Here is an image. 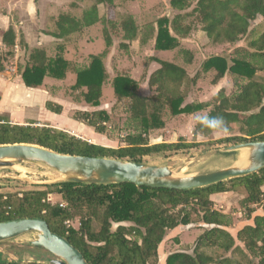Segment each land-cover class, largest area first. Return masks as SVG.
I'll list each match as a JSON object with an SVG mask.
<instances>
[{
    "label": "trees",
    "instance_id": "1",
    "mask_svg": "<svg viewBox=\"0 0 264 264\" xmlns=\"http://www.w3.org/2000/svg\"><path fill=\"white\" fill-rule=\"evenodd\" d=\"M106 4L114 7L113 0H93V4L83 10L80 18L60 15L55 22V31L50 36L55 39L69 38L84 28L95 24L110 23L99 17L98 6ZM174 17L157 20L154 49L173 52L180 47V40L190 37L192 28L198 29L206 49L221 46L230 47L223 54L205 57L201 72L213 74L210 86H217L227 75L233 80L235 92L226 94L219 90L213 104L187 101L189 93L184 91L186 79L191 83L184 66L150 58L158 63L148 78L152 94L144 97L139 93V82L130 76L117 75L112 80L113 94L117 102L127 103V117L117 127V137L108 133L112 117L104 110L76 112L74 120L94 129L98 134L118 141L116 147L90 144L63 130L49 126L11 124L8 117L0 115V145L30 144L56 153L86 157L116 159L144 163L149 157L170 158L191 150L237 145L250 142H264V79L257 73L264 72V30L251 37V24L264 18V0H196L191 13H182L190 6L189 0H170ZM193 18L192 25L186 20ZM119 26L123 32L121 48L128 47L139 36V28L131 15L122 17ZM106 48L112 45L111 32L104 28ZM154 28L142 42L147 41ZM6 52L0 56V72L4 70L2 59H12L15 33L10 27L1 33ZM246 45H243L245 43ZM234 48V49H233ZM64 46L58 45L54 56H48L43 49L29 52L24 64L18 66V74L27 88H39L47 78L64 80L67 72L75 74L72 89H85L86 104L100 106L102 87L107 81L103 63L107 50L91 56L86 65L69 63L63 56ZM184 63L193 62V54L179 49ZM149 62V61H148ZM148 66V64H147ZM46 108L61 113V107L51 103ZM209 109V110H208ZM208 112L202 117L222 116L227 131L238 126L239 135L211 140L213 133L195 123L192 140L180 136L175 142L162 140L150 143L149 135L165 129L169 119L181 115L191 116ZM119 124V123H117ZM109 134V135H107ZM124 134V135H122ZM111 135V136H110ZM124 136V137H123ZM209 138L199 142L197 138ZM264 169L237 179H232L202 189L178 191L169 189H149L132 184L86 185L71 182L52 183L21 192H0V223L17 219H43L49 229L62 237L84 256L88 264H159V247L171 231H180L191 224L215 225L217 228L202 229V234L194 241L191 251H175L166 256L163 264H243L233 257L243 256L245 264H264ZM221 194H240L242 221L247 223L229 230L232 218L213 208L211 197ZM56 195L65 204H51L48 196ZM258 210L262 214H256ZM81 216L80 227L74 229L66 222ZM131 223L132 227L119 225L112 231L113 224ZM178 243L176 237L172 240ZM27 252L35 254L39 250L51 256L42 248L26 245ZM213 251L223 255L214 257ZM0 254V264H47L42 261L23 263L21 256L16 261L4 260Z\"/></svg>",
    "mask_w": 264,
    "mask_h": 264
},
{
    "label": "rangeland",
    "instance_id": "2",
    "mask_svg": "<svg viewBox=\"0 0 264 264\" xmlns=\"http://www.w3.org/2000/svg\"><path fill=\"white\" fill-rule=\"evenodd\" d=\"M80 1V0H78ZM91 2H86L85 8L87 9L89 6L93 4V0H89ZM170 0H139L137 2L130 3L129 0H113L114 7H109L106 4L98 6V15L100 13L101 18L105 19L107 22H112L115 24V29L110 27V23H105L104 25L99 23L97 29H94L88 37L92 39V41L86 45L81 46V48H69L66 53V57L69 58V63H76V65L83 66L86 65L93 54L98 55L104 50L105 41H104V28L108 29V32H111V35L114 38V44L116 45V54L118 53L117 59L121 56L120 61H115L116 58H113L111 61H104L107 70V81L104 83L102 88V97L100 108L106 109L111 117L112 122L108 124V130L110 134L115 135L118 138L120 135L118 133L117 127L122 125L125 121L127 114V103L126 102H117L116 98L113 94L112 89V80L117 75H126L127 73L132 76L135 80L139 82L140 85V93L142 95L149 94L150 90L147 86L148 83V74L153 71V67L150 66L148 60L154 57L153 50L149 48H144L142 46V40L149 35L150 26H155V31H153L152 36L147 39V41L155 40L156 32H157V20L162 17H168L169 19L174 17L175 11L169 5ZM61 7L56 6V10H60V8L65 9L68 4L71 2H57ZM54 3L48 2V0H35V17H27L22 19V24H25L26 31H32V39H34L36 32L40 33L43 29L55 31V22L57 18L51 17L48 18L50 6ZM189 8L182 13H191L192 9L196 5V0H189ZM25 5V3H23ZM31 5V4H30ZM22 6V5H21ZM83 9V10H84ZM82 10V11H83ZM80 12V14L82 13ZM128 13L132 14V17L135 18V23L139 28V42L131 43L128 45L127 49L120 50L118 47V43L123 40V32L120 29L119 23L123 19L122 17L128 15ZM192 21L194 19L188 17L186 22L192 25ZM192 32L190 37L192 36V43L189 45H184L189 48L193 54H195V59L190 65H186L184 63V57L178 54V50L184 48L180 44V47L173 51L171 54L159 52L156 53L155 57L165 60H174L177 65L187 66V71L190 78H194L193 82H189L187 79L184 84V91L190 92L189 98L187 101L192 102H207L210 105L213 104V99L215 94L224 89L226 94H230L235 92L236 89L233 87V80L230 75H227L223 78L220 83L213 87L210 86V82L213 78V74H205L201 72V55H214V54H223L230 47L221 46L213 49H206L202 43L204 40L201 39V36H198V29L192 28ZM253 30V34L251 37L258 36L264 30V18H258L251 24L250 27ZM23 30V31H24ZM50 41V39H48ZM53 40V39H51ZM146 41V42H147ZM155 42V41H154ZM243 45H246V39ZM35 43V39L33 43ZM150 44V43H149ZM48 47L49 55H54L56 52L55 46L48 42L46 44ZM205 48V49H204ZM234 49V48H233ZM231 51V50H230ZM115 55V54H114ZM122 56H126L125 58ZM83 60H79L80 58ZM67 60V59H66ZM79 60V61H74ZM124 60V61H123ZM148 64V66H147ZM150 66V67H149ZM9 77H16L15 72L12 71ZM258 79H264V72L257 73ZM9 78V79H10ZM11 79V81H12ZM15 79V78H14ZM13 83H16L13 82ZM12 83V84H13ZM75 84V74L71 71L67 72V77L64 80H55L47 78L44 80V85L41 88L42 90L35 92L33 95V99H25L22 96V92L19 88L12 89V93H14L13 97L16 99L13 101H7L5 99L2 100L0 107L8 111L9 116L23 119H31L40 122H44L50 125H61L65 124L66 117H71L73 111L81 104L85 103L83 95L85 94V89H72ZM22 85V84H21ZM25 91L29 92L34 91L35 89H28L22 86ZM217 87V88H216ZM46 92L47 95H44ZM15 93L17 95H15ZM47 99L48 103L53 105H58L61 107V112H65L64 115L55 114L50 112L43 104V100ZM58 101H57V100ZM50 100V101H49ZM61 101L62 106L57 102ZM46 102V104H47ZM209 110V109H208ZM208 110H205L202 113H196L192 115V117L188 118V116H183L169 119L167 121V126L163 130L154 131L149 135L150 143L160 142L164 139L167 141L175 142L181 135L185 137L188 141L192 140V132L196 123V117H202L205 115ZM78 124L83 125V127L78 131L79 134L85 136H91L94 133V129L82 122L76 121ZM119 123V124H117ZM238 126H232V131L229 132H213L209 138L211 140H219L229 136L239 135ZM77 133V134H78ZM93 135V134H92ZM109 135V134H107ZM124 135V134H122ZM111 136V135H110ZM165 136V137H162ZM124 137V136H123ZM105 138V137H104ZM209 138H197L199 142L209 141ZM113 139L109 145L116 146L118 145V141ZM231 145H221L216 147H211L207 149H196L191 150L184 154H179L176 156H170V158H162V157H149L144 160V163L150 165H158V166H168L172 169L174 175L176 176H194L199 174H204L208 172L217 171L220 169L228 168L230 166L238 165V159H240L241 155H243L242 151L237 152H223V148ZM64 181V177H62L57 172L43 166L40 164L33 163H22L16 164L12 168H3L0 169V192L2 193H13V192H21L25 190H31L35 188H39L42 185H48L52 183H60ZM53 204L62 203L65 205L58 196L52 195ZM240 194H230L229 196H224L220 200H217V203L213 208L215 210L221 211L228 217L232 218V226L236 222L242 220V215L240 210H238L239 200L242 198ZM238 208V209H237ZM80 219L81 216L75 217L73 220L66 222V226L72 227L74 229H78L80 227ZM119 225H123L124 227H132L131 223H122V224H113L111 230L115 231ZM194 225V224H191ZM197 225V224H196ZM232 227V228H233ZM184 228V227H183ZM202 234V228L193 227L191 229H182L178 231L168 232V236L172 238H178L179 242L177 244L169 241L165 247L162 254V261L166 256L175 252V251H191L194 241ZM35 239V234H26L15 240L7 241L0 243V254L2 255V259L8 261H16L21 256V260L23 263L34 262V261H42L45 258V263H48L52 256H48L45 252L38 251L35 254H31L27 252L30 248H27L26 245L29 244L30 241ZM211 255L217 257L219 255H223L221 251H213L210 252ZM236 259L242 261L243 264L246 263L244 257L240 256L238 253L233 254ZM153 264V263H149Z\"/></svg>",
    "mask_w": 264,
    "mask_h": 264
},
{
    "label": "water",
    "instance_id": "3",
    "mask_svg": "<svg viewBox=\"0 0 264 264\" xmlns=\"http://www.w3.org/2000/svg\"><path fill=\"white\" fill-rule=\"evenodd\" d=\"M237 151L243 152L239 159L242 163L238 162V165L194 176H176L168 166L66 155L30 144H6L0 145V169L33 163L57 172L64 177L65 182L86 185L128 183L149 189L189 191L246 177L264 169V142L223 148L226 153ZM193 227L213 229L218 226L197 224L184 228ZM229 231L235 234V229ZM26 234H35V239L29 242L32 247L42 248L53 257L47 264H88L81 252L64 237L53 233L43 219H17L0 223V243L15 240Z\"/></svg>",
    "mask_w": 264,
    "mask_h": 264
},
{
    "label": "crops",
    "instance_id": "4",
    "mask_svg": "<svg viewBox=\"0 0 264 264\" xmlns=\"http://www.w3.org/2000/svg\"><path fill=\"white\" fill-rule=\"evenodd\" d=\"M61 1L62 2H71V3L68 4L65 9H63V8L61 9L60 8V10H56V6L61 7V4L59 5L57 2H61ZM137 1H139V0H129L130 3L137 2ZM48 2L54 3V4H52L50 6V9L48 11L49 12L48 18H51V17L58 18V16L63 15V14L74 16L76 18H80V16H81L80 12L85 8L84 4L86 2H91V1H89V0H80V1H78V0H48ZM23 3H25V5H23ZM33 15L35 17V0H0V34L6 32L10 27L13 29V31L15 33V46H14L13 57H12V59H8L7 61L2 59V62H1L4 70L2 72H0V104H1L3 99H5L7 101H13L14 102V100L16 98L13 97L14 93L11 92L12 89H14V88H19L21 90V92L23 93L22 96L25 97L24 100L33 99L34 93L38 92V90L39 91L42 90L41 88L43 87L44 83L39 88H28V89H35L34 91L33 90L30 91V93L25 91V89L22 87V86H24V84L22 83L20 75L18 74V66L24 64V62L27 59V56H28V54H29V52L31 50H33V49H43V50H45L46 54L48 56H50L49 52L47 50L48 47L46 46V44L48 42H50V44H53V46H55V50H56V47L58 45H63L64 46L63 56L68 61V60H70L69 58L66 57V55H67L66 53L68 52V49L76 47L75 49L77 50L78 47L81 48L80 45L81 46L88 45L92 41V39L88 40L89 35L91 34V32L94 29H97V27L99 25V23H98V24H95L94 26H91V27H88V28H84L80 33H75L71 37L63 38V39H55V38L50 36V33H53L54 31L47 30V29H45V30L42 29L40 31V33L36 32L35 37H34L35 43L32 44L33 40H34V39H32V34H31L32 31L24 30V28L26 29V26H25V24H22V22H19V19H20V21H22L21 18L25 19L27 17H31V16L33 17ZM128 15L132 16L131 13L130 14L128 13ZM99 16H100V13H99ZM133 19L135 21L134 17H133ZM136 25H137V23H136ZM153 28H154V31H155L156 29H155L154 25H153ZM197 35L199 36V33ZM192 38H194V37L192 36ZM192 38L189 37L187 39H182V40H180L181 41L180 44L182 46L189 45V43L193 42ZM48 39H50V41ZM51 39H53V40H51ZM111 39H112V45L109 48H106V46H105L104 50H102V52L100 53V54H102L105 50H107V53H106L105 57L102 60L103 63H104L105 69H106V65H105L104 61H111L113 58H116L118 56V53L116 54V50L117 49H116V45L114 44V38H113L112 35H111ZM136 41L138 43H140L139 42V38H137L132 43L136 44ZM154 41L155 40L142 42V46L144 48H148L147 46L149 45V48L153 50V54H154V57L152 56V58H154L155 60L163 61V60L158 59V58L155 57L156 53L163 52V51H156L154 49V43H155ZM121 43L126 44V41L122 40V41H120L118 43L119 49L120 50L126 49V48H123V49L121 48ZM182 49L190 51L189 48H187L185 46ZM5 52H6V48L3 45L2 39L0 37V56H2L3 53H5ZM190 52L192 53V51H190ZM55 53H54V55H55ZM166 53L171 54L172 52H166ZM100 54H98V55H100ZM54 55H51V56H54ZM92 56H97V54L96 55L93 54ZM195 56L196 55L193 54V57H194L193 60H196ZM122 57H124L125 58L124 60H126V56H122ZM205 57H208V56L201 55V61ZM89 58H91V57H89ZM119 59H121V56H119L118 59L116 58L115 61H120ZM79 60L81 61V60H83V58L81 57ZM79 60H74V61H79ZM148 61H149V63L151 62L149 64L150 66H153V65L156 66V67H153V68H155V69H153V71L159 68V65H158L157 62L151 61V60H148ZM165 61H169L171 63H175L176 64V61H174V60H165ZM72 64H74V63H72ZM184 69L187 71V66H184ZM12 71L15 72V75H16V77H14L15 79L14 78L12 79V78L9 77L10 75H12V74H10ZM106 72H107V70H106ZM151 73L148 74V78H149ZM187 73H188V71H187ZM127 75L132 78V76L130 74L127 73ZM11 79H12V81H11ZM132 79H134V78H132ZM15 81H16V83H13ZM135 81H137V80H135ZM147 86H148V84H147ZM25 88H27V87H25ZM139 89H140V85H139ZM149 90H150V88H149ZM151 94H152L151 90H150L149 94H147V95H142L140 93V95H142L144 97H147V96H149ZM15 95H17V94L15 93ZM44 95H47L46 92H45ZM47 101L48 100L46 98L43 100V104H44L45 107H46V102ZM57 103L62 106L61 101H59ZM100 104H101V100H100ZM98 110H104L110 115V113L106 109L100 108L99 106L98 107H92V106H90V105H88L86 103H81L76 108V110L73 111L71 117H66L65 116V112H61L60 113V115L61 114L64 115L65 118L67 119L65 124H61V125H59V124L58 125H56V124L50 125V124H47V123H44V122L31 120V119H26V118L21 120L20 118H15V117L9 116L8 111L5 110V109H2L1 107H0V115L8 117L11 124L27 125L30 122H35V123H37L36 124L37 126H49L51 128H54V129L63 130V131H65V132H67V133H69V134H71V135H73V136H75V137H77L79 139L87 141L90 144H95V145H99V146H103V147H116L117 145L116 146L109 145V138H107L105 135L98 134V133L94 132V133H92L93 135L91 134V136H85V135H81V134L78 133V131L83 127V125L78 124L76 122V120H74V118H73L74 114L76 112H93V111H98ZM183 116L184 115H181L179 117L182 118ZM190 117H192V115L188 116V118H190ZM78 122H80V121H78ZM162 137H165V136H162ZM111 141H113V140H110V142ZM155 143H159V142H155ZM262 190L264 192V187L262 188ZM229 195L230 194H221V195L212 196L211 199L214 202V206L216 205L217 200H220L224 196H229ZM238 210H240V209H238ZM217 211H218V209H217ZM256 214H262V211L258 210L256 212ZM246 223H247L246 221H242V220L239 221V222H236V223L233 224V225H235V227L231 228L230 230H234L235 228H237V226L239 227V226H242V224H246ZM174 238L170 237V235L169 236L166 235V237L164 238L163 242L161 243V245L159 247V264H163L162 254H163L165 245L169 241H172Z\"/></svg>",
    "mask_w": 264,
    "mask_h": 264
},
{
    "label": "clouds",
    "instance_id": "5",
    "mask_svg": "<svg viewBox=\"0 0 264 264\" xmlns=\"http://www.w3.org/2000/svg\"><path fill=\"white\" fill-rule=\"evenodd\" d=\"M197 123H199L203 128L208 129L211 132H226V121L222 116L216 117H196Z\"/></svg>",
    "mask_w": 264,
    "mask_h": 264
},
{
    "label": "built area",
    "instance_id": "6",
    "mask_svg": "<svg viewBox=\"0 0 264 264\" xmlns=\"http://www.w3.org/2000/svg\"><path fill=\"white\" fill-rule=\"evenodd\" d=\"M47 202L53 204V202H52V197H51V196H48V198H47ZM60 206H64V205L61 204Z\"/></svg>",
    "mask_w": 264,
    "mask_h": 264
},
{
    "label": "bare ground",
    "instance_id": "7",
    "mask_svg": "<svg viewBox=\"0 0 264 264\" xmlns=\"http://www.w3.org/2000/svg\"><path fill=\"white\" fill-rule=\"evenodd\" d=\"M238 161H239V159H238ZM239 163H242V160H240V162ZM62 176V175H61Z\"/></svg>",
    "mask_w": 264,
    "mask_h": 264
}]
</instances>
